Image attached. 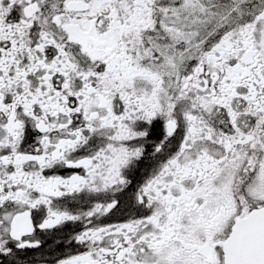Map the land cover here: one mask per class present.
Returning a JSON list of instances; mask_svg holds the SVG:
<instances>
[{"label": "snow or ice", "instance_id": "snow-or-ice-1", "mask_svg": "<svg viewBox=\"0 0 264 264\" xmlns=\"http://www.w3.org/2000/svg\"><path fill=\"white\" fill-rule=\"evenodd\" d=\"M0 264H264V0H0Z\"/></svg>", "mask_w": 264, "mask_h": 264}]
</instances>
